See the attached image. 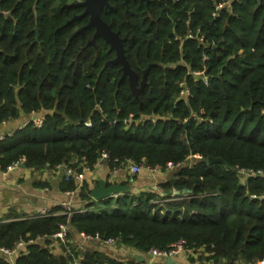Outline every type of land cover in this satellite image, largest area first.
Returning a JSON list of instances; mask_svg holds the SVG:
<instances>
[{"label":"trees","instance_id":"1","mask_svg":"<svg viewBox=\"0 0 264 264\" xmlns=\"http://www.w3.org/2000/svg\"><path fill=\"white\" fill-rule=\"evenodd\" d=\"M77 1L0 0L8 12L0 14V124L44 113L41 126L0 140V170L21 159L41 171L91 169L107 152L119 164H180L159 188L164 198L183 190L188 198L153 203L155 193L129 192L95 201L84 183L86 213L19 220L26 215L10 211L0 247L34 240L13 264H142L93 250L72 257L61 245L53 254L50 238L68 224L144 256L183 240L191 264H264V178L236 170L264 169V0H109L101 18L126 38L137 85L148 69L138 96L120 65H105L115 56L108 44L86 47L93 28L73 36L87 16L65 26L81 11L68 7Z\"/></svg>","mask_w":264,"mask_h":264},{"label":"crops","instance_id":"2","mask_svg":"<svg viewBox=\"0 0 264 264\" xmlns=\"http://www.w3.org/2000/svg\"><path fill=\"white\" fill-rule=\"evenodd\" d=\"M43 116V112L30 115L21 114L18 119L4 122L0 124V137L13 135L31 120L42 119ZM170 172L169 170H163L150 174L146 171H141L137 176L132 177L126 170H120L118 173L113 174L111 167L106 162L98 160L91 169L84 171V183L90 190L96 187L100 181H103L106 186H108L107 183L110 185L118 183L131 188V194L151 192L155 193L158 196V200H160L166 194L159 188V185L170 179ZM66 192L61 169L41 171L20 165L12 170H0V221L10 211L29 216L45 210L57 216L63 211L62 203H69L74 208L83 207L84 203L80 200L78 194L70 196ZM114 198L116 197L114 196ZM54 209L58 210L52 211ZM70 232L72 234L70 235L69 233L71 245L78 248L81 252L93 250L109 258L124 262L129 261L136 255L135 252L124 246L115 245L109 247L102 242H88L83 240L79 233H72L71 230ZM50 241L51 244L47 248L52 251L57 250L59 253L60 244L52 238H50ZM24 249L25 247L19 249L11 256L0 254V258L6 257L13 264L19 253L24 251ZM174 259L178 264H191L185 255H179ZM193 264H199V262Z\"/></svg>","mask_w":264,"mask_h":264},{"label":"built area","instance_id":"3","mask_svg":"<svg viewBox=\"0 0 264 264\" xmlns=\"http://www.w3.org/2000/svg\"><path fill=\"white\" fill-rule=\"evenodd\" d=\"M0 14L6 16L8 14V12L0 10ZM192 74L194 76H203V72H194ZM203 81L205 84H207V82H208L206 77H203ZM181 95L182 96H188L189 95L188 90H182ZM130 118L132 120V117H130ZM41 121H42V119H35V120H31L30 122L32 124H34L36 127H39V126H41ZM84 125L87 127H90L91 123L89 121H86L84 123ZM10 136H12V135H9V137ZM3 138L4 137L1 136L0 140H2ZM196 158H200V156H196ZM99 161H104L107 164L109 162H111L112 163L111 164L112 165L111 170H112L113 174L118 173L120 170H126L129 175L134 177V176H137L141 171H146L150 174L162 171V169L158 166L151 167V166H147V165H143V164H136V163L132 162L131 160H127V161H125V163L119 164L117 159H110V156L107 152H102L100 154ZM21 164H23V159H21L20 161L15 162L12 165H10L7 168V170L15 169V168L19 167ZM179 166H180V164L174 165L172 163H168L165 170L172 171L174 168L179 167ZM56 169H61V172L63 175V180L65 182L73 181L75 183L76 188L74 190H68L66 192L67 195L72 196L75 194H79V192L82 188V185L84 184V171H87L90 168L88 166H85L82 163L81 170H79L76 167H72V166H68V165H60ZM236 170H237L238 174L244 180L247 178H258V177L264 178V169L237 168ZM115 197H117V196H115ZM185 198H188V197L181 196V195L180 196L172 195L170 198H164L163 197L160 200L153 201V203L177 202V201L184 200ZM62 209H63V211L60 215H72V214H76V213L83 214V213L87 212L86 208H84V207L74 208V207H71V205L69 203H62ZM54 215H56V214H52V213H49L48 211L43 210V211H40L38 213H33L29 216H24V217H21L18 219L19 220H25V219H29V218H42V217H49V216H54ZM69 233H70L69 225L68 224H62L59 226V230L56 233H54L51 236V238L54 239L55 241H57L61 246H63L65 248V251L67 254H70L72 257H74L75 252H77L79 249L75 248L71 245ZM79 236L85 241L102 242L103 244H105L106 246H109V247L117 245V242L115 239H107V240L102 241L98 236H91V235H87L84 233H79ZM33 242H34V240H28L26 242L23 240H20L13 249H7V248L0 247V254L4 255V256H11V255L15 254L19 249H22L27 244H30ZM71 247H73L75 249L71 250ZM190 252H191V250L187 247L186 242L181 240V241H178L176 243H173L166 250H158V249L152 248L148 251L147 255H145V256L142 254L136 253V252L135 253H136V255H142V256L146 257L147 261L143 262L142 264H152L154 261H157V260L158 261L159 260L164 261L167 258H176L179 255L187 256ZM72 264H80V263H79V260L74 257Z\"/></svg>","mask_w":264,"mask_h":264},{"label":"water","instance_id":"4","mask_svg":"<svg viewBox=\"0 0 264 264\" xmlns=\"http://www.w3.org/2000/svg\"><path fill=\"white\" fill-rule=\"evenodd\" d=\"M129 0H125V4H128ZM148 2V0H144ZM68 7H80L83 8L82 14L79 16L73 17L71 20H69L65 26H67L72 21L76 20L77 18L88 15L89 20L85 27L80 28L77 30L73 36H76L80 34L85 29H89L90 27L94 28V34L90 42H88L87 45H95V41L97 38L102 39L106 44L109 45L110 50L114 51L115 57L110 61L109 63L113 65H120L122 76L121 79L127 78L129 88L133 95L138 96L142 88L146 84V74L148 69H146L143 72V79L137 85L138 83V75L135 71H133L125 57L124 53V42L126 41V38H121L118 33L114 32L110 25H108L106 22H104L101 18V11L105 8H109V0H82L78 3H72L68 5ZM219 160L209 158L208 162L213 163L217 162ZM22 167H24V164H21ZM131 192V188L122 186L121 184L115 183L110 186H106V184L103 181L98 182L97 186L91 189V197L95 201H100L106 198H113L114 196L118 194H125ZM189 193V191L183 190L181 193L178 191L173 192V195L180 196L185 193ZM53 254H57L58 251L55 250L52 252ZM136 261L138 262H146V257L142 255H136L134 256ZM208 259V258H207ZM156 262V261H154ZM153 262V263H154ZM166 264H178L174 258H167L164 260ZM200 264H205L204 262H201Z\"/></svg>","mask_w":264,"mask_h":264},{"label":"flooded vegetation","instance_id":"5","mask_svg":"<svg viewBox=\"0 0 264 264\" xmlns=\"http://www.w3.org/2000/svg\"><path fill=\"white\" fill-rule=\"evenodd\" d=\"M80 1H82V0H79V1H77V2H75V3H78V2H80ZM140 1H144V0H140ZM145 2H146V1H145ZM109 4H110V3H109ZM75 8H79L81 11H80L79 14L74 15L73 17H75V16H79V15L82 14V12H83V8H80V7H75ZM111 8H112V6L110 5V7H109V8H106V9H111ZM103 10H105V8H104ZM84 16H87V23H88L89 16H88V15H84ZM84 16H81V17H79V18H77V19H80V18H82V17H84ZM73 17H72V18H73ZM77 19H76V20H77ZM86 25H87V24H86ZM86 25H85V26H86ZM85 26H83V27H85ZM81 28H82V27H81ZM90 28H93V27H90ZM79 29H80V28H79ZM79 29H77V30H79ZM77 30H76V31H77ZM85 30H86V29H85ZM76 31H75V32H76ZM75 32H74V33H75ZM82 32H83V31H82ZM82 32H81V33H82ZM81 33H80V34H81ZM93 34H94V28H93L92 37H93ZM92 37H91V39H92ZM91 39H90L88 42H90ZM97 39H98V38H97ZM97 39H96V40H97ZM88 42H87V44H88ZM95 43H96V41H95ZM87 44H86V47H87V46H90V45H87ZM91 46H95V45H91ZM109 50H110V47H109ZM111 51H112V50H111ZM113 52H114V51H113ZM114 55H115V53H114ZM114 57H115V56H114ZM113 59H114V58H113ZM110 61H112V59H110L109 61H107L105 65H112L111 63H109Z\"/></svg>","mask_w":264,"mask_h":264},{"label":"rangeland","instance_id":"6","mask_svg":"<svg viewBox=\"0 0 264 264\" xmlns=\"http://www.w3.org/2000/svg\"><path fill=\"white\" fill-rule=\"evenodd\" d=\"M153 201H155V200H153ZM177 202H179V201H177Z\"/></svg>","mask_w":264,"mask_h":264}]
</instances>
